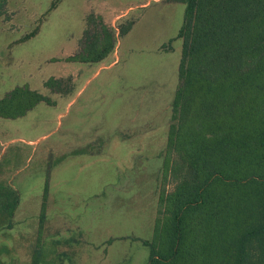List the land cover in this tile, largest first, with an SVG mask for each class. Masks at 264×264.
I'll return each instance as SVG.
<instances>
[{
    "label": "rangeland",
    "instance_id": "1",
    "mask_svg": "<svg viewBox=\"0 0 264 264\" xmlns=\"http://www.w3.org/2000/svg\"><path fill=\"white\" fill-rule=\"evenodd\" d=\"M144 1L0 0V99L14 87L27 86L50 100L40 101L24 117H0V187L8 191L7 197H0V264H31L36 249L42 253L38 264L147 262L149 251L142 241L152 237L159 193L174 187L170 177L163 180L161 171L171 104H160L169 91L163 98H151L143 113L134 112L132 122L126 123L128 131L119 128L115 136L113 132L90 139L79 136L77 123L62 114L82 78L77 77L78 67L90 64L67 60L78 48L85 15L99 10L120 14L113 23L105 21L118 36V28L139 14L137 9L124 14L120 8ZM160 14L166 22L168 13ZM170 29L165 34L169 38L158 41L160 52H167L163 46L168 43V52L182 45L180 37H172L173 26ZM132 45L129 68L137 72L159 67L163 77L171 78V57L155 61L154 54L140 50L151 43ZM122 66L121 57L117 67ZM49 78L62 81L51 89L44 84ZM140 132L148 136L140 137ZM12 137L21 138L2 153L1 139ZM124 141L130 144L122 151ZM80 153L102 169L100 185L86 186L75 165L65 169ZM14 198L16 205L8 217L6 205Z\"/></svg>",
    "mask_w": 264,
    "mask_h": 264
},
{
    "label": "trees",
    "instance_id": "2",
    "mask_svg": "<svg viewBox=\"0 0 264 264\" xmlns=\"http://www.w3.org/2000/svg\"><path fill=\"white\" fill-rule=\"evenodd\" d=\"M169 1L185 4L161 170L174 187L159 193L152 237L142 241L145 264H264V0ZM84 21L67 60L101 62L114 49L115 30L93 12ZM40 101L50 103L14 87L0 99V117L23 116ZM16 201L7 202L8 217ZM41 257L36 249L31 264Z\"/></svg>",
    "mask_w": 264,
    "mask_h": 264
},
{
    "label": "crops",
    "instance_id": "3",
    "mask_svg": "<svg viewBox=\"0 0 264 264\" xmlns=\"http://www.w3.org/2000/svg\"><path fill=\"white\" fill-rule=\"evenodd\" d=\"M112 1L113 3L120 2V0ZM120 9V11L124 10L122 12L124 14H128L137 9L139 14L135 17L127 32L117 36L114 49L105 58H109L107 61L102 60L101 62L90 63L78 67L79 74H77V77L80 79L82 75V78L77 82L76 89L64 103V110L62 112L63 117L68 118V121L72 124L77 123L79 136L85 138L102 137L112 132L115 136L119 128L121 131H128L126 123L128 121L132 122L134 112L143 113L144 106L148 107L150 105L151 98H156L158 96L163 98V95H166V92L169 91V96L166 98L167 100L161 103L160 106L172 104L171 101L173 100L178 84L181 43H179V49L176 51L168 52L167 50V52H160V50H158L160 42L158 43V41L163 37H167L165 39L169 38L168 35L170 34H165L172 26L174 31L172 37H174V39L177 38L176 35L183 22L185 4L180 1L146 0L144 2H130ZM98 12L104 21L108 23H113L115 18L120 15L110 16L108 10H99ZM160 13H168L166 22H163L165 16H161ZM170 21L171 24L168 26V29H165ZM147 23H149V25ZM140 28L141 32H138ZM170 30L172 31V29ZM165 39L163 41H165ZM142 41L151 43V45L143 46L144 48L140 50L141 52H150L154 54L152 55L154 56L153 60L156 61L159 57H171V78L169 80L162 76L159 67H154L150 71H148L149 68L141 69L137 72L128 67L129 59L134 58L132 53L135 52V48L132 43H142ZM122 42L125 43L124 49H120L123 44ZM120 50H122L123 55L120 54ZM121 57L123 58V66L117 67ZM131 71H133V74ZM167 82L169 83V88L166 85ZM29 111L31 110H28L24 116L28 114ZM143 119L144 117L141 121H143ZM119 123L122 126L118 127ZM141 133L146 132H140L138 134ZM139 136L144 137L148 135L141 134ZM126 137H128V135ZM17 138L21 137H12L8 141L1 139L2 153H4L7 146ZM128 143V141H124V143L120 145L122 151L124 148L126 150V148L129 147ZM130 147H132V145H130ZM83 154L86 153L73 156V159L65 164V169H69L75 165L74 167L79 174L78 177H80L81 180L83 178L86 186L95 187L100 185L102 180V169L94 168L92 166V158ZM83 170L87 171L82 173L84 176L81 177L80 173Z\"/></svg>",
    "mask_w": 264,
    "mask_h": 264
}]
</instances>
